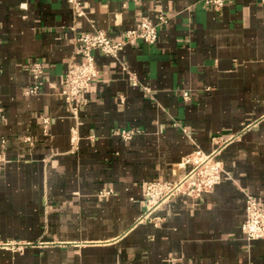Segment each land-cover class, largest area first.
<instances>
[{
    "label": "crops",
    "instance_id": "1",
    "mask_svg": "<svg viewBox=\"0 0 264 264\" xmlns=\"http://www.w3.org/2000/svg\"><path fill=\"white\" fill-rule=\"evenodd\" d=\"M82 3L0 0V264H264V238L242 228L246 193L264 206V0ZM159 14L156 42L91 50L98 75L74 113L61 90L78 34L117 40ZM33 61L45 72L29 94ZM198 149L221 180L148 208L145 182L180 179Z\"/></svg>",
    "mask_w": 264,
    "mask_h": 264
},
{
    "label": "built area",
    "instance_id": "2",
    "mask_svg": "<svg viewBox=\"0 0 264 264\" xmlns=\"http://www.w3.org/2000/svg\"><path fill=\"white\" fill-rule=\"evenodd\" d=\"M206 1L212 3L216 8H220L224 3V0ZM69 2L76 16L85 15L82 0H69ZM167 21L168 17L164 14H159L156 20L142 18L136 26L127 29L123 37L117 40L110 38L104 30L99 28L78 34L76 41L79 44L78 52L81 54V58L69 64L61 90V95L71 110L77 113L85 101L81 95L82 92L98 75V69L91 52L93 48L116 56L127 43L137 40L154 43L158 39L161 25ZM29 70L32 76V85L26 92L31 94L39 91L43 82L45 66L41 61H33ZM183 96L188 98L189 92L184 91ZM2 116L3 111L0 108V117ZM44 122L47 124L48 118H44ZM138 131L136 128H121L117 132L123 139H130ZM222 139L224 138L220 136L213 137L216 142ZM215 153L206 154L198 149L193 154L186 156L184 161L191 162L193 166L189 172L176 181L161 179L146 181L144 186L146 206L148 208L155 207L175 193L200 195L202 192L212 189L221 180L224 172L221 162L215 158ZM242 228L249 240L264 238V206L251 193H246V218L242 223Z\"/></svg>",
    "mask_w": 264,
    "mask_h": 264
}]
</instances>
